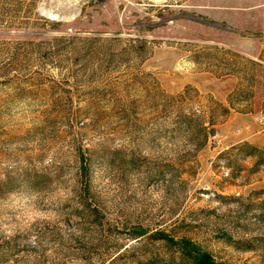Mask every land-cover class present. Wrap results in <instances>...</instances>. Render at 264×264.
I'll return each mask as SVG.
<instances>
[{"label": "rangeland", "instance_id": "obj_1", "mask_svg": "<svg viewBox=\"0 0 264 264\" xmlns=\"http://www.w3.org/2000/svg\"><path fill=\"white\" fill-rule=\"evenodd\" d=\"M250 155L264 0H0V264H264Z\"/></svg>", "mask_w": 264, "mask_h": 264}, {"label": "trees", "instance_id": "obj_2", "mask_svg": "<svg viewBox=\"0 0 264 264\" xmlns=\"http://www.w3.org/2000/svg\"><path fill=\"white\" fill-rule=\"evenodd\" d=\"M238 148H242L243 149H250L251 151L253 150L254 152L259 154V150L250 146L249 144H242L240 147ZM249 157L251 158H256V166L257 167H262L264 166L262 164L261 158L258 157L257 155H250ZM142 236L141 235H137L135 236L134 240H137L138 238H140ZM162 240H167L169 242H171L173 245H177L179 247H181L184 251H185V264H217L215 262V260L213 259V257L206 253L201 251L200 249H198L196 246L192 245L191 243L188 242H184V243H180L178 241H175L173 238L167 237V236H162L161 237Z\"/></svg>", "mask_w": 264, "mask_h": 264}]
</instances>
